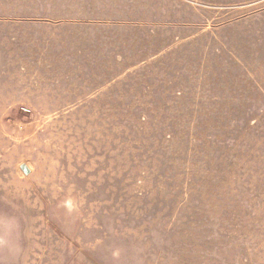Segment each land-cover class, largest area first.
<instances>
[{
    "label": "rangeland",
    "instance_id": "rangeland-1",
    "mask_svg": "<svg viewBox=\"0 0 264 264\" xmlns=\"http://www.w3.org/2000/svg\"><path fill=\"white\" fill-rule=\"evenodd\" d=\"M0 264H264V0H0Z\"/></svg>",
    "mask_w": 264,
    "mask_h": 264
},
{
    "label": "water",
    "instance_id": "water-1",
    "mask_svg": "<svg viewBox=\"0 0 264 264\" xmlns=\"http://www.w3.org/2000/svg\"><path fill=\"white\" fill-rule=\"evenodd\" d=\"M21 168H22V170H23L25 173H29V171H30V169H29V167H28L27 164H22V165H21Z\"/></svg>",
    "mask_w": 264,
    "mask_h": 264
}]
</instances>
